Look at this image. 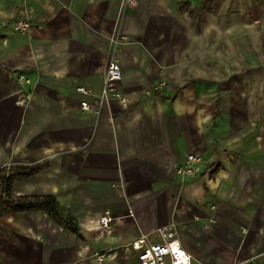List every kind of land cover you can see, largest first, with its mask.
I'll use <instances>...</instances> for the list:
<instances>
[{
	"label": "crops",
	"instance_id": "1",
	"mask_svg": "<svg viewBox=\"0 0 264 264\" xmlns=\"http://www.w3.org/2000/svg\"><path fill=\"white\" fill-rule=\"evenodd\" d=\"M133 1L28 0L21 32L22 0H0V173L12 196H53L77 229L5 213L0 264H138L131 242L169 223L192 264H264V0ZM113 35L126 101L97 116L75 88L99 90ZM188 153L207 164L181 179Z\"/></svg>",
	"mask_w": 264,
	"mask_h": 264
},
{
	"label": "built area",
	"instance_id": "2",
	"mask_svg": "<svg viewBox=\"0 0 264 264\" xmlns=\"http://www.w3.org/2000/svg\"><path fill=\"white\" fill-rule=\"evenodd\" d=\"M125 2L134 3L133 0H125ZM30 11L28 0H22V15L14 23L15 30L21 32L30 31L32 27L29 19ZM110 41L112 46L104 73L101 77L99 90L93 92L84 86H77L75 88L77 92L92 97L90 101H80V109L97 116L111 98H117L121 102L126 101L125 96L117 89V83L121 79V69L115 56V49L122 40L113 35L110 37ZM30 86V79L25 74L19 72L17 74L16 105L24 108L29 105L32 98ZM206 164L207 162L200 154L188 153L183 162L176 166L175 172L181 179L193 178L203 170ZM212 209H214V206H212ZM209 221L213 222L214 219L210 218ZM111 222L112 217L109 213L103 214L99 218L100 225L105 228L110 227ZM207 226L205 225V227ZM242 232L246 234L247 229L242 228ZM154 233L158 237L157 241H151L147 234H142L131 242V248L137 252L138 264H192L193 257L181 245L172 223L157 227ZM101 257L102 255L99 256L100 259ZM235 264H251V262L250 260H244Z\"/></svg>",
	"mask_w": 264,
	"mask_h": 264
},
{
	"label": "trees",
	"instance_id": "3",
	"mask_svg": "<svg viewBox=\"0 0 264 264\" xmlns=\"http://www.w3.org/2000/svg\"><path fill=\"white\" fill-rule=\"evenodd\" d=\"M42 167V164L25 166L16 175L30 174ZM14 173H0V216L9 212H23L28 210H42L46 212L57 224L77 231L74 219L65 214L53 196H46L41 199L27 200L23 196H12L9 187Z\"/></svg>",
	"mask_w": 264,
	"mask_h": 264
}]
</instances>
